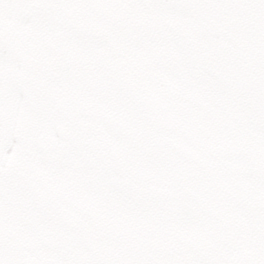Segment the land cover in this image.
I'll list each match as a JSON object with an SVG mask.
<instances>
[{"label":"snow or ice","instance_id":"obj_1","mask_svg":"<svg viewBox=\"0 0 264 264\" xmlns=\"http://www.w3.org/2000/svg\"><path fill=\"white\" fill-rule=\"evenodd\" d=\"M0 264H264V0H0Z\"/></svg>","mask_w":264,"mask_h":264}]
</instances>
